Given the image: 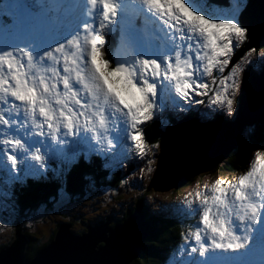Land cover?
Masks as SVG:
<instances>
[{"label": "snow or ice", "instance_id": "1", "mask_svg": "<svg viewBox=\"0 0 264 264\" xmlns=\"http://www.w3.org/2000/svg\"><path fill=\"white\" fill-rule=\"evenodd\" d=\"M229 5L225 12L216 0H0V28L28 38L24 47L0 48V213L18 210L17 185L49 172L66 177L80 153L86 162L93 151L108 161L126 145L146 154L155 146L140 126L166 106L165 92L174 104L207 96L231 114L242 66L225 68L251 27L249 0ZM117 31L124 59L107 47ZM186 203L185 216L198 215L187 233L195 245L176 249L187 258L173 264H253L246 257L257 249L264 257V151L237 182L216 179L210 195L198 191Z\"/></svg>", "mask_w": 264, "mask_h": 264}, {"label": "water", "instance_id": "2", "mask_svg": "<svg viewBox=\"0 0 264 264\" xmlns=\"http://www.w3.org/2000/svg\"><path fill=\"white\" fill-rule=\"evenodd\" d=\"M227 5L226 0H216ZM264 0H249L246 21L251 27L250 38L232 59L233 65L246 51L264 45ZM264 111V62L249 65L238 96L234 120L217 116L201 121L198 116L180 119L167 126L159 140L156 169L147 188L157 191L178 189L200 173L212 170L237 148L244 128L256 123ZM144 196L138 206L121 222L110 221L90 225L80 234L72 230L73 222H61L54 238L30 260H26L28 237L19 219L15 238L0 250V264H130L143 253L145 240L153 225L146 219ZM144 206V208L140 205ZM110 220V219H109Z\"/></svg>", "mask_w": 264, "mask_h": 264}, {"label": "rangeland", "instance_id": "3", "mask_svg": "<svg viewBox=\"0 0 264 264\" xmlns=\"http://www.w3.org/2000/svg\"><path fill=\"white\" fill-rule=\"evenodd\" d=\"M226 1L228 2L227 5L218 4L221 10L225 12L228 11L230 6L229 0ZM145 38L149 39L151 38V35L146 34ZM27 39L28 38L26 37L6 33L4 28H0V48H3L5 44H10L13 47H24L27 43ZM242 46L243 44L241 47ZM240 48L235 50L230 59L229 66L225 68L226 74L237 63H240L242 66V71L239 76L240 86L236 96L234 111L231 114H229L226 109H220L215 105H211L207 96L195 97V99L203 101V103L199 104L195 103L194 100L191 103L181 101L178 104H174L171 100L167 99L168 93L165 92L166 106L159 108L151 120L144 122L140 126L141 131L143 132V127L152 121H156V123L163 128L171 124V121L173 120L167 117L168 113H171L174 117L178 118L191 115L199 117L198 114H200L199 119H202V121L210 119L213 115H216V113H220L226 118L234 120L238 104V96L245 79V71H247L251 64L264 62V45H262L256 49L252 48L254 51H246L233 65H231L232 59L239 52ZM121 50L127 55L125 49L121 47ZM117 55V58L120 59L126 57V55L123 54L122 56L119 54ZM214 75L218 74L214 72ZM205 80L206 82L210 81V78H205ZM253 125L254 124L244 128V131L239 137V146L249 137ZM21 135H23V133H21ZM130 143L131 142H129V144ZM149 145H154L155 147L151 148V150H146V154H138L134 146L129 147L127 145L123 150H116L112 156L107 154L111 158L106 161L104 166L105 175L111 178L110 180H112L113 183L98 182L87 184L84 187L83 193H81L82 195L77 194L71 196L67 191L63 190V193H59L51 208H48V206H41L36 214L29 213L22 220H20V218L19 221L21 222L22 231L25 234L28 233L34 239L35 243H44L51 239V236L55 233V229L59 223L63 221L73 222L72 230L77 234L85 232L88 225H97L104 221L107 222L109 219L110 225H113L116 224L118 219L123 218L125 212L128 211L129 208H131L130 210H133L138 206L137 204L140 202L144 193V203L148 205L145 210L148 209L151 214L155 213L154 215L156 216H164L174 213L184 214L188 207L186 199H194L195 193L198 191L202 194L210 195L216 179H223L233 183L237 182L238 178L248 170L250 162L254 160L255 151H264L262 146L248 150L245 154L246 162L245 166L242 168L243 171H240L237 174L230 175L226 173V171L222 169V165L225 163L223 161L212 170L202 172L194 177L190 184L178 189L172 188L165 191H157L154 189L147 190V188L156 169V155L159 154L160 151L159 143ZM84 147L85 151H87V146ZM94 154V151L90 153V158ZM98 158L102 160L104 159V156L99 155ZM228 158L229 156L226 159ZM149 160L152 161L150 165L148 164ZM149 168H151V171H149ZM114 176L115 179L113 178ZM189 193H192V196H189ZM17 217L18 210L15 212L0 213V246H8L14 240L15 223L18 220ZM187 230L189 232L192 229L187 227ZM147 239L145 240L144 245L148 242ZM184 243L185 244L180 248L190 250V248L195 245V242L190 239H187V243ZM178 254H180L178 259L182 256L187 258V253L183 251H178ZM170 264H173V261Z\"/></svg>", "mask_w": 264, "mask_h": 264}, {"label": "trees", "instance_id": "4", "mask_svg": "<svg viewBox=\"0 0 264 264\" xmlns=\"http://www.w3.org/2000/svg\"><path fill=\"white\" fill-rule=\"evenodd\" d=\"M115 41L116 37L109 38V45H107V47H110L111 51L116 48L114 47ZM164 128L157 124L156 121L146 124L142 132L146 143H159ZM258 146L264 148V115L253 125L249 137L245 139L240 146L238 145L237 148L231 151L229 158L224 160L225 165H222V169L230 175L243 171L242 168L245 166L246 162V152ZM92 157L88 164L84 159V154H80L78 157L80 160L71 164V168L67 171L66 177L64 173L61 172L59 180L53 178V174L49 172L47 179L29 177L26 183L17 185L14 191L16 204L18 205L17 219L21 218L20 220H22L29 213L36 214L41 206H48V208H51L59 195L58 188L60 187H63V190L67 191L71 196H74L77 194L82 195L81 193H83L84 187L93 181L97 183L112 182V180H110L111 178L105 175V165L102 160L100 161L97 156L94 158V155ZM113 178L115 179V176ZM191 181L188 184H190ZM129 210L130 209H128V211ZM128 211L120 220L127 217L129 214ZM146 212L147 218L153 224V230L147 239L148 242L145 243L143 247L142 255L130 264H170L174 257L176 259V254L178 252L176 249L180 248L186 239H188L186 233L188 232L187 227L197 222L198 215H188L186 217L185 213H174L156 216L151 214L148 209ZM117 222H119V220ZM26 235L28 237L26 260H30L50 240L44 243H35L34 239L28 233H26ZM52 238L53 235L51 236V239ZM4 247L0 246V250Z\"/></svg>", "mask_w": 264, "mask_h": 264}, {"label": "bare ground", "instance_id": "5", "mask_svg": "<svg viewBox=\"0 0 264 264\" xmlns=\"http://www.w3.org/2000/svg\"><path fill=\"white\" fill-rule=\"evenodd\" d=\"M137 23L139 24L140 23V20L138 19L137 20ZM146 37V36H145ZM124 49V48H123ZM121 53L123 54V55H126L125 53H123V51L121 50ZM201 113V112H200ZM263 113H264V111H263ZM262 113V114H263ZM201 116L203 117V115L201 114ZM208 117V116H207ZM207 117H204V118H207ZM257 123V122H256ZM255 124V123H254ZM192 180V179H191ZM133 209V208H132ZM132 210H129L128 212L130 213ZM153 214V213H152ZM155 214V213H154ZM88 226H90V225H88ZM87 226V227H88ZM157 226V225H156ZM87 227H86V229H87ZM56 232V231H55ZM55 234V233H54ZM54 234H53V238H54ZM52 238V239H53ZM52 239H50V240H52ZM247 259L248 260H250V261H252L253 262V264H259V262H258V260L256 259V258H254V256L251 254L250 256H248L247 257Z\"/></svg>", "mask_w": 264, "mask_h": 264}, {"label": "clouds", "instance_id": "6", "mask_svg": "<svg viewBox=\"0 0 264 264\" xmlns=\"http://www.w3.org/2000/svg\"><path fill=\"white\" fill-rule=\"evenodd\" d=\"M255 49H256V48H255ZM248 69H249V68H248ZM248 69H247V70H248ZM246 72H247V71H245V74H246ZM59 224H60V223H59ZM20 225H21V222H20ZM57 227H58V226H57ZM56 229H57V228H56ZM55 231H56V230H55ZM50 241H51V240H50ZM5 247H6V246H5Z\"/></svg>", "mask_w": 264, "mask_h": 264}]
</instances>
